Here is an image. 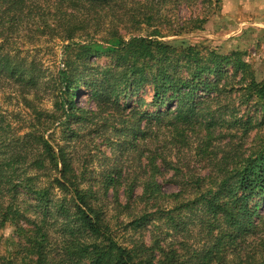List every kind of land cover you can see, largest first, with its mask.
<instances>
[{
	"label": "trees",
	"instance_id": "obj_1",
	"mask_svg": "<svg viewBox=\"0 0 264 264\" xmlns=\"http://www.w3.org/2000/svg\"><path fill=\"white\" fill-rule=\"evenodd\" d=\"M219 2L0 0V91L29 113L0 109V232L14 228L0 264H264V78L240 51L164 41L201 31ZM53 41L47 111L37 49ZM73 55L112 62L80 82ZM86 84L93 108L76 104Z\"/></svg>",
	"mask_w": 264,
	"mask_h": 264
},
{
	"label": "rangeland",
	"instance_id": "obj_2",
	"mask_svg": "<svg viewBox=\"0 0 264 264\" xmlns=\"http://www.w3.org/2000/svg\"><path fill=\"white\" fill-rule=\"evenodd\" d=\"M250 2H252L250 0ZM249 0H220L217 6L213 9L214 13L209 18L208 22L204 25L201 31H195L181 37L165 38L164 41L173 43H185L188 45H205L210 48L217 49L221 53H229L231 51H240L244 54L245 60L248 61L258 80L264 78V7L262 3L257 2L251 5ZM250 7H249V6ZM207 10V9H206ZM194 10L192 13H197ZM190 12L183 8L181 10V16L187 18ZM22 46V45H21ZM41 63L40 77L37 82L34 94L37 95L39 105L43 110L51 111L54 109L53 105L58 96V86L55 83V74L57 68H61L62 65V50L59 41H53L49 44H40L38 47ZM36 51V50H35ZM79 53V51H76ZM33 54V53H32ZM76 53H74L75 55ZM72 56L71 60L75 62V68L78 72L83 73L79 77L80 82H94L101 78L99 71L111 64V59L106 56H87L77 58ZM86 61V65H82ZM1 88V87H0ZM82 90L78 92L76 98V104L81 108H93V103L90 100V93L88 85H83ZM14 90L9 87H4L0 91V109L4 111L10 119L15 114H20L22 118H29V113L23 105L19 102L18 97L13 92ZM34 97V96H32ZM143 97L149 98V89L144 90ZM18 127L22 123H17ZM74 128V127H73ZM88 127L83 128L86 133ZM58 138V137H57ZM100 139H96L101 150L103 149L105 156L108 160L114 159L118 156L116 148H105L103 143H100ZM82 147L88 146V141L84 138V141L80 144ZM81 146H79L81 148ZM97 154V153H96ZM99 154V159L102 158ZM192 156V153L178 154L174 160H179L180 163L186 164L188 157ZM182 156V157H181ZM188 160V161H187ZM101 162L94 161L96 167H99ZM185 166V165H183ZM203 164L192 159L189 164V168H195L198 171H202ZM185 168V167H183ZM185 171V169H184ZM172 173L165 174L160 178L164 192L171 194L177 192L179 183H183L182 175L176 176L174 181L171 179ZM178 182V183H177ZM149 228L145 227L140 230L144 234L145 239H148ZM14 228L7 225L0 232V237L5 240L13 236Z\"/></svg>",
	"mask_w": 264,
	"mask_h": 264
},
{
	"label": "crops",
	"instance_id": "obj_3",
	"mask_svg": "<svg viewBox=\"0 0 264 264\" xmlns=\"http://www.w3.org/2000/svg\"><path fill=\"white\" fill-rule=\"evenodd\" d=\"M252 2H250V0H249V2L251 3V5H253V4H256L257 2H260V3H262V7H264V0H251ZM249 6V5H248ZM250 7V6H249Z\"/></svg>",
	"mask_w": 264,
	"mask_h": 264
}]
</instances>
